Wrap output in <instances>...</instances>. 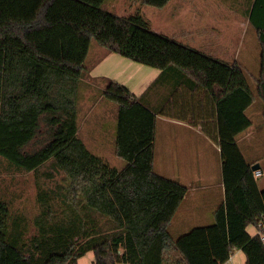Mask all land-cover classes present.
<instances>
[{
    "label": "trees",
    "instance_id": "obj_1",
    "mask_svg": "<svg viewBox=\"0 0 264 264\" xmlns=\"http://www.w3.org/2000/svg\"><path fill=\"white\" fill-rule=\"evenodd\" d=\"M109 1L0 0V159L33 174L36 187L33 216L0 198V264H78L88 253L96 264H227L235 251L264 264L262 236L247 231L264 224L261 167L254 171L238 145L253 126L246 74L155 33L141 8L171 0H131L136 12L122 17L106 10ZM260 9L264 19L257 0L251 24ZM258 34L264 47L263 25ZM94 43L161 71L141 97L101 80L97 96L117 107L119 168L80 136ZM163 86L160 109L148 99ZM257 93L264 101L263 84ZM196 102L210 107L198 117L221 147L225 203L214 223L175 238L170 227L188 188L154 170L156 123L186 119L181 110Z\"/></svg>",
    "mask_w": 264,
    "mask_h": 264
},
{
    "label": "crops",
    "instance_id": "obj_2",
    "mask_svg": "<svg viewBox=\"0 0 264 264\" xmlns=\"http://www.w3.org/2000/svg\"><path fill=\"white\" fill-rule=\"evenodd\" d=\"M116 2L117 0L113 4L110 2V6L114 7ZM256 2L257 0H220L217 3L214 0H171L163 9L158 10L157 15L161 14L159 18H166L174 27L178 23L188 26L189 31L173 32L171 37L162 31H154L213 60L229 65L237 64L245 74L250 73L249 62L253 60V75L257 76L253 86L249 85L255 94V102L258 99L263 103V109L258 124L254 125L251 120L253 126L238 141L245 156L254 155L253 148L264 131V101L257 93L260 85H264V47L258 34V27L264 26L262 9L260 14L254 16L256 25L250 23L248 16V11ZM262 3L264 0H260V5ZM178 34H184L186 38H178ZM96 49V56L92 58L90 51L88 58L92 69L89 82L92 87L87 93L86 101L92 105H89L91 112L85 120L92 124H102L104 128L100 132L104 134L107 129L110 132L113 130L109 140L115 152L117 107L97 96L92 91L94 85L109 78L127 87L135 96L141 97L161 75V71L135 63L116 53ZM169 84L174 88L177 83L169 78L165 85ZM167 95V89L163 86L148 99V103L162 109L164 105L161 103ZM200 103L185 106L181 113L186 119L158 117L156 123L154 170L162 176L180 181L188 188L170 227V233L175 238L194 227L214 223L215 212L225 203L221 147L219 141L212 139L202 129V123L207 125L209 122L202 121L200 114L210 112V107ZM249 142L251 146H247ZM248 162L259 163L261 180L264 177V163L255 155ZM259 187L264 189L263 181H260ZM247 231L251 236L259 234L254 226H249ZM231 262L246 264L247 259L242 251H235ZM78 264H96L94 253H88Z\"/></svg>",
    "mask_w": 264,
    "mask_h": 264
},
{
    "label": "rangeland",
    "instance_id": "obj_3",
    "mask_svg": "<svg viewBox=\"0 0 264 264\" xmlns=\"http://www.w3.org/2000/svg\"><path fill=\"white\" fill-rule=\"evenodd\" d=\"M114 1L115 0H111L108 2L106 6V10L118 14L119 16L132 15L133 13L136 12V9L138 8L137 5H135L134 3L132 4L131 0H117V2L114 4V7L113 5L110 6L111 5L110 2L113 4ZM216 1L218 2L220 0H214L215 3H217ZM115 6L117 9H115ZM141 9L143 14H145L150 19L152 23L153 31L156 30L162 31L166 35H169L170 37L173 34V32L181 33L182 30H187V32L189 31L188 26H183L181 23H178V25H175L174 27L173 25L170 24L169 21L165 20L166 18H159L161 14L157 15L159 11L156 8L147 6V7H142ZM195 28L196 27H194V29ZM178 38L185 39L186 37L184 34H178ZM96 48L102 51L105 50L103 48H100L96 43L92 44L91 47L92 58L97 54ZM253 66H254L253 60H250L249 62L250 73L246 74V77L251 86H253L254 79L257 76V75H253V71L255 72ZM103 87L104 84L102 82H99V84L94 85L93 87L94 89H92V91L94 90V93L97 94L98 91L101 92ZM89 105L91 106L92 103H88L87 101L86 104L82 105L86 113L85 116L89 115V113L91 112V109H89L90 108ZM262 109H263V103H261L257 99L255 104L248 110L247 115L254 122V125L258 124V120L262 116ZM103 128L104 126L102 124H98V125L92 124L89 121H86L84 117L83 122H81L80 136L88 144L89 148L92 149L95 153L107 159L115 167L118 168L122 167L124 163L116 157V154L110 145L109 136L111 135L113 130H111L110 132V129L109 130L105 129L107 132L104 134L100 132L103 130ZM258 139L259 140L256 141V146L253 148V153L258 159L261 160L262 163H264V131H262ZM248 145L251 146V143L250 142L247 143V146ZM254 155H247V156L244 155V156L246 157L247 161H250L251 157H253ZM34 180L35 179L33 174H27V173L16 172L14 170H9L6 164L0 159V198L13 200L14 209L23 211V213L26 216H33L36 213V209H35L36 187ZM260 181L261 182L263 181L264 183V177L261 178V180L258 179L259 184Z\"/></svg>",
    "mask_w": 264,
    "mask_h": 264
},
{
    "label": "built area",
    "instance_id": "obj_4",
    "mask_svg": "<svg viewBox=\"0 0 264 264\" xmlns=\"http://www.w3.org/2000/svg\"><path fill=\"white\" fill-rule=\"evenodd\" d=\"M258 176H260V172L257 173ZM259 235L262 236V240L264 241V224H260L258 227ZM227 264H232L231 259L227 262Z\"/></svg>",
    "mask_w": 264,
    "mask_h": 264
},
{
    "label": "water",
    "instance_id": "obj_5",
    "mask_svg": "<svg viewBox=\"0 0 264 264\" xmlns=\"http://www.w3.org/2000/svg\"><path fill=\"white\" fill-rule=\"evenodd\" d=\"M259 165H255L254 167H253V170L255 171V170H257V169H259Z\"/></svg>",
    "mask_w": 264,
    "mask_h": 264
}]
</instances>
